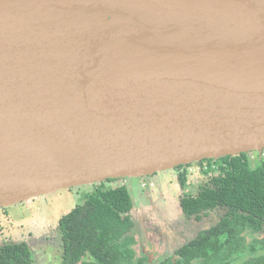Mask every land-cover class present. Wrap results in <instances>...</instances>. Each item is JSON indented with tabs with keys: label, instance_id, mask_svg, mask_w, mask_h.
<instances>
[{
	"label": "water",
	"instance_id": "obj_1",
	"mask_svg": "<svg viewBox=\"0 0 264 264\" xmlns=\"http://www.w3.org/2000/svg\"><path fill=\"white\" fill-rule=\"evenodd\" d=\"M264 150V0H0V209Z\"/></svg>",
	"mask_w": 264,
	"mask_h": 264
},
{
	"label": "trees",
	"instance_id": "obj_2",
	"mask_svg": "<svg viewBox=\"0 0 264 264\" xmlns=\"http://www.w3.org/2000/svg\"><path fill=\"white\" fill-rule=\"evenodd\" d=\"M196 164L210 168L192 189L186 167L176 168L183 215L192 222L220 215L219 221L158 264H264V162L252 169L242 154ZM115 181L89 185L90 192L60 219L63 264H152L137 256L133 198ZM0 264L35 262L26 243H7L0 246Z\"/></svg>",
	"mask_w": 264,
	"mask_h": 264
},
{
	"label": "rangeland",
	"instance_id": "obj_3",
	"mask_svg": "<svg viewBox=\"0 0 264 264\" xmlns=\"http://www.w3.org/2000/svg\"><path fill=\"white\" fill-rule=\"evenodd\" d=\"M248 158L251 168L257 169L264 162V151L262 154L251 152ZM174 171L177 172L176 169ZM171 175L173 176V170L155 174L151 180L155 185L157 184L156 189L152 192L150 190V193L140 189L139 179H128L133 189L132 194L138 216L151 226L145 227V234L150 232L147 235L149 238L158 237L155 241L157 248L155 246L153 248V254L158 260L156 264L167 256L171 257L174 254V248L180 243L210 228L220 218V215H216L198 224L183 221L179 200L176 197L177 184L175 182V185L169 184L170 179H167L165 182L168 186L163 187V178ZM199 181L200 176L191 177V189ZM90 188L92 187L82 186L64 190L54 195L36 198L30 203L25 202V205L22 203L5 208L14 222L8 223L3 215L5 213L0 215V245L5 244L12 230L16 229L22 234L18 241L30 243L34 250L32 256L35 264H62L63 249L59 221L82 201V197L90 192ZM164 234L169 237H162ZM170 249L171 253L168 251ZM164 253L170 254L164 257Z\"/></svg>",
	"mask_w": 264,
	"mask_h": 264
},
{
	"label": "flooded vegetation",
	"instance_id": "obj_4",
	"mask_svg": "<svg viewBox=\"0 0 264 264\" xmlns=\"http://www.w3.org/2000/svg\"><path fill=\"white\" fill-rule=\"evenodd\" d=\"M264 151V150H263ZM263 151H262V153H263ZM261 153V154H262ZM249 154V153H248ZM183 167H186V168H189V167H191V164L190 165H186V166H183ZM153 176H150V177H144V178H139V184H140V189L143 191V192H145V193H150V190H151V192L153 191V190H155L156 189V185L154 184V182H152V180H151V178H152ZM128 179H130V178H121V179H115L116 181L113 183V185L114 186H126L129 190H130V192H131V195H132V198H133V189H132V187H131V182H129L128 181ZM178 182V181H177ZM169 184H172V185H175V184H173V182L172 181H169ZM168 185V184H167ZM178 188H179V191H178V194L176 195V197H178V200H179V205H180V208H181V199L184 197V192L181 190V188H180V185H179V183H178ZM149 190V191H148ZM146 195H149V194H146ZM133 202H134V199H133ZM181 211H182V209H181ZM134 214H135V202H134ZM135 216H136V218H137V223L139 224V228H138V245H137V247H136V251H137V256H139V257H146L147 258V262H152V264H156V261H158L157 260V256H155L154 254H153V248H154V246L157 248V246H156V239H158V237H151V238H149L147 235L150 233V232H148V233H146L145 234V227L146 228H150L151 226H149V225H147L146 224V221L144 222V221H142L141 220V218L139 217V216H137L136 214H135ZM182 219H183V221H185V222H187V223H199V222H191V221H189V220H186L185 219V217H184V215H183V212H182ZM205 220V219H204ZM203 221V220H202ZM201 222V221H200ZM145 223V224H144ZM215 225V224H214ZM214 225H212V226H214ZM211 226V227H212ZM198 234V233H197ZM196 234V235H197ZM195 235V236H196ZM150 236V235H149ZM169 237L168 235H163L162 237ZM195 236H193V237H195ZM160 237V236H159ZM193 237H191L190 239H186L185 241H183L182 243H180V245L178 246V247H175L174 248V251L173 252H175V250L177 249V248H179L182 244H184V243H187L188 241H190ZM7 244V243H6ZM146 245V246H145ZM159 247V246H158ZM148 248V249H147ZM168 251H170V253L172 252L171 251V249L170 250H168ZM170 253H168V254H170ZM167 253H164V257L165 256H167L168 255ZM164 259H166V257L164 258ZM161 261V260H160ZM63 264V263H62Z\"/></svg>",
	"mask_w": 264,
	"mask_h": 264
},
{
	"label": "crops",
	"instance_id": "obj_5",
	"mask_svg": "<svg viewBox=\"0 0 264 264\" xmlns=\"http://www.w3.org/2000/svg\"><path fill=\"white\" fill-rule=\"evenodd\" d=\"M171 173V172H170ZM175 173V171L173 170V176L171 175L170 177H165V178H163V181H162V183H163V187H167L168 185V183L167 182H165V180H167V179H170L172 182H173V184H177V188H176V190H178L179 191V188H178V182H177V176H176V173ZM169 180V181H170ZM168 181V182H169ZM175 182V183H174ZM178 194V193H177ZM38 199H40V198H38ZM33 200H36V199H32V200H30V201H28V202H26V203H30V202H33ZM24 204V203H23ZM20 205V204H19ZM25 205V204H24ZM16 206H18V205H16ZM8 210H6L5 208L4 209H1L0 210V215L2 216V213H5V214H3L4 215V217H5V219H6V221L8 222V223H11V222H14L13 221V219L10 217V215L8 214V212H7ZM135 214L138 216V213H137V211H136V207H135ZM1 220V219H0ZM20 237H22V234L19 232V231H17L16 229H14V230H12V232H11V234L9 235V238L7 239V241H6V243H16V244H20V243H25V242H19L18 241V239L20 238ZM5 243V244H6ZM27 244V243H26ZM2 245H4V244H2ZM2 245H0V246H2ZM28 246H29V248L31 249V252H32V255H33V253H34V250H32V248H31V245H30V243L29 244H27ZM34 258V257H33ZM61 259H62V256H61ZM35 262V261H34Z\"/></svg>",
	"mask_w": 264,
	"mask_h": 264
},
{
	"label": "built area",
	"instance_id": "obj_6",
	"mask_svg": "<svg viewBox=\"0 0 264 264\" xmlns=\"http://www.w3.org/2000/svg\"><path fill=\"white\" fill-rule=\"evenodd\" d=\"M199 163V162H198ZM210 167L207 166L206 164L203 165H197L196 163L192 164L191 167L186 168L187 169V173L190 177L193 176H199L202 174L203 171L208 170ZM213 170H217L218 166L217 165H213L212 166Z\"/></svg>",
	"mask_w": 264,
	"mask_h": 264
}]
</instances>
